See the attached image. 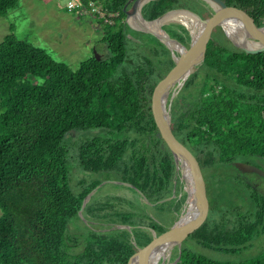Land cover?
<instances>
[{"label": "trees", "instance_id": "1", "mask_svg": "<svg viewBox=\"0 0 264 264\" xmlns=\"http://www.w3.org/2000/svg\"><path fill=\"white\" fill-rule=\"evenodd\" d=\"M101 1L119 11L113 25L99 21L106 53L99 60L93 54L76 70L18 39L13 24L0 41V264H126L158 222L175 220L186 209L184 181L148 103L149 83L171 61V51L153 35L129 27L123 10L129 0ZM193 4L208 16L197 0H150L140 13L151 22ZM17 7V0H0V16ZM231 16L236 22L257 13L239 7ZM174 26L172 38L188 47L189 27ZM219 35L228 44L207 48L201 80L183 84L170 116L176 138L220 179L223 201L183 240L169 264H264V248L230 261L186 243L238 254L264 234V195L236 164L251 163V157L264 164V51L246 52L221 30ZM71 130L84 136L74 141ZM71 159L87 176L95 174L90 181L83 177L77 191L70 185ZM106 180L133 189L145 208L124 210L93 195L84 202ZM212 198L206 185L205 204ZM81 216L109 229L85 224L77 251L79 239L68 227Z\"/></svg>", "mask_w": 264, "mask_h": 264}, {"label": "rangeland", "instance_id": "2", "mask_svg": "<svg viewBox=\"0 0 264 264\" xmlns=\"http://www.w3.org/2000/svg\"><path fill=\"white\" fill-rule=\"evenodd\" d=\"M18 7L11 10L7 16H0V41L3 36L9 33V25H14V34L18 39L26 40L32 43L34 46L40 47L46 50L55 60L62 61L70 66L71 69L76 70L79 64L88 59L93 55V49L100 56H104L106 50L104 48V44L99 43L101 35L103 34V25L99 22L96 24L98 26L97 29L92 28L89 24L90 21H96L95 18L91 16L85 17H76L72 13L66 10V2L67 0H17ZM195 4V3H194ZM193 9V7H192ZM180 10H175L172 12H176ZM204 12L203 9L199 7L198 13L193 10H188L184 8L181 10V13L189 15L194 20V14L199 18L201 17V13ZM193 13V14H192ZM180 13L172 14L171 12H167L161 19L157 21L150 22L152 23L151 30H155L160 28L164 31L165 35H168L170 38L173 36V30H175L174 24L176 22L181 21L179 17H175ZM182 16V15H181ZM208 18V17H207ZM206 19V17L204 18ZM182 22V21H181ZM143 23V22H142ZM237 25V29L233 31L234 37L235 35L242 33V29H245L244 33H247L243 36L244 39L240 41H234L237 44H240L247 50H255V53H259L262 50H259L262 47L261 42H253L248 39L250 36L261 37L263 38L262 33L251 32L247 30L253 29V26L250 23H247L244 19H238L234 22ZM129 24L133 27H137L140 25L139 20L137 18H130ZM128 24V25H129ZM144 24V23H143ZM129 27L131 28V26ZM240 27V31L239 28ZM138 32L137 29H133ZM160 30V29H159ZM140 31V30H139ZM147 34L153 35V37L160 40L156 35L150 32H146ZM146 37V36H145ZM144 38V37H143ZM137 40V39H136ZM264 41V40H263ZM216 44H228V41L223 36H219L216 40ZM166 46V45H165ZM178 46V45H177ZM202 63V62H201ZM201 63L194 66L191 70L189 76L183 81L180 86H177L175 83L174 86L171 87L168 96H167V104L170 101L171 103L177 93L183 87V84L190 80L194 79V81L201 80L203 76V68L201 67ZM173 94L172 99L171 95ZM170 113V111H169ZM84 133H73V140L76 141L77 138L83 137ZM251 165H255L262 170H264V164L257 157L249 158ZM244 163V162H243ZM223 170V169H222ZM180 172V170H177ZM214 171L221 176V171L217 168H214ZM227 170L225 169V173ZM248 181L261 193L264 195V178L255 173L251 172H243ZM181 175V173H180ZM86 177L88 181L95 177L93 175H86L80 167L76 164L75 159L70 160V185L72 186L74 191L78 190V182ZM98 177V176H96ZM183 179V177H182ZM184 181V190L188 188L187 184ZM119 184V185H117ZM94 196L96 201H105L106 199H110L116 208H121L124 210H136L141 206H143L144 199L133 189L128 186L121 185L119 181L116 180H106L103 181L91 194ZM119 197L120 200L116 199ZM187 199V192H186ZM148 212L152 213L150 209H147ZM1 214V210H0ZM82 220L74 219L70 223L68 227V232L78 237L79 244L77 247V251L82 248L83 237L86 232L85 224L92 225L95 229L98 230H106L109 229L107 227V223L101 224L99 222L93 220H87L83 216ZM190 247H193L196 251H199L205 254L208 257L218 259V260H230V261H239L245 258H250L252 256L257 255L264 248V234L260 235L258 239H256L253 243L252 247L238 253V254H224L220 252H216L207 248H202L193 243V241L188 240L186 242ZM178 247L175 245L171 250L167 252L165 255V259L162 261L161 258L158 261V264H169V259L175 250ZM172 264V263H171Z\"/></svg>", "mask_w": 264, "mask_h": 264}, {"label": "water", "instance_id": "3", "mask_svg": "<svg viewBox=\"0 0 264 264\" xmlns=\"http://www.w3.org/2000/svg\"><path fill=\"white\" fill-rule=\"evenodd\" d=\"M150 0H129L128 3L123 7L126 14L125 20L129 24L130 18H137L139 21L144 23H150L143 19L140 10L144 3ZM208 3L214 10L213 13L206 19H201L194 14V19L199 23V28L196 32L190 30L192 39L188 47H185L176 39L170 38L164 34V31L159 28L161 33L155 30H151L146 25H138L133 27L144 32H150L156 35L160 41L166 45L171 51V61L163 65L153 76L148 86V103L149 108L159 131V134L169 150L171 151L176 170H180L181 176L185 180L188 188L186 209L179 215L175 220L172 221H160L155 225L149 233L142 239V241L136 246L135 251L128 258L126 264H151L154 250L163 242L175 239V245L180 250L181 244L185 238H187L192 232L203 226L221 207L224 191L223 186L218 176L207 166L202 164L194 154L173 134L171 130V116H170V101L167 104V96L172 86L177 83L180 84L191 73L194 66L200 64L205 57L207 48L212 44L218 28H223L225 31L224 24L227 19H230V15L233 14L239 7H248L249 9L256 11L257 17L264 22V3L259 0H203ZM131 3L130 7L127 8L128 4ZM183 10V9H182ZM181 11V10H180ZM187 11V10H186ZM172 12V11H167ZM159 16L154 21L161 19L165 14ZM193 14V13H192ZM239 19V18H238ZM247 23H251L252 19L249 17L243 18ZM153 22V21H151ZM166 38L173 43L181 47V50L174 48L167 43ZM134 39V38H133ZM136 40V39H134ZM236 47L245 50L246 52L255 53V50H247L235 41L232 42ZM262 47L259 50L264 51V41H262ZM93 54L99 60L100 55L93 49ZM178 70H184L186 73L189 72L188 76L184 79L175 82H169L168 88L164 87V84L170 78L171 74L178 72ZM171 95L170 100L172 99ZM74 133V130H71ZM242 172H251L264 178V170L261 168L251 165L248 163L237 162L236 163ZM184 169L190 173L192 180L195 182L193 190L189 188L190 184L184 174ZM197 183H196V181ZM207 185L213 192V198L208 204L193 207V203L196 201L198 194L201 189ZM99 186V185H98ZM97 186V187H98ZM96 187V188H97ZM95 188V189H96ZM94 189V190H95ZM92 190L84 199V202L93 193ZM203 201V202H202ZM205 200L201 199V203ZM174 245V246H175ZM165 255L162 256L163 261ZM176 262V261H175ZM173 262L172 264H175Z\"/></svg>", "mask_w": 264, "mask_h": 264}, {"label": "bare ground", "instance_id": "4", "mask_svg": "<svg viewBox=\"0 0 264 264\" xmlns=\"http://www.w3.org/2000/svg\"><path fill=\"white\" fill-rule=\"evenodd\" d=\"M177 13H180L179 15L175 16V17H179V19L182 21L183 24H186L190 30L196 32L199 28V23L194 19H192L191 16L186 15L184 13H181V11H176ZM176 12H171L172 14H176ZM182 15V16H181ZM139 23L141 25H143V23L141 21H139ZM144 25L151 27L152 23H144ZM237 25L234 23V20L232 18V16L230 15V19L226 20V23L224 24L225 30L226 32L229 34V36L233 35V31L235 29H237ZM240 31V27L238 28ZM155 31H157L158 33H161V31L159 30V28L155 29ZM240 32H245V29L243 28L242 31ZM162 34V33H161ZM167 40V43H169L170 46L177 48L178 50H181L180 46H177V44L173 43L172 41ZM189 74L186 73V71L184 70H178V72H174L171 74L170 78L167 80V82L164 84V87L167 89L168 88V84L169 82H175V81H179L181 79H184L185 77H187ZM184 174L186 176V178L188 179V182L190 184L189 188L193 190V185L195 186V182L194 180H192V177L190 175V173L187 172V170L184 169ZM196 181V180H195ZM197 183V181H196ZM203 198V200H205V187L201 189V192L198 194L196 201L193 203V207H198V204L200 203L201 205H204V203H201V199ZM203 202V201H202ZM175 243V239H171L169 241L163 242L161 243L155 250L152 256V263L151 264H158L159 259L166 255L167 252L169 250H171L174 247Z\"/></svg>", "mask_w": 264, "mask_h": 264}, {"label": "built area", "instance_id": "5", "mask_svg": "<svg viewBox=\"0 0 264 264\" xmlns=\"http://www.w3.org/2000/svg\"><path fill=\"white\" fill-rule=\"evenodd\" d=\"M65 8L76 17L91 16L104 25H113L119 17L118 10H108L101 0H67Z\"/></svg>", "mask_w": 264, "mask_h": 264}, {"label": "flooded vegetation", "instance_id": "6", "mask_svg": "<svg viewBox=\"0 0 264 264\" xmlns=\"http://www.w3.org/2000/svg\"><path fill=\"white\" fill-rule=\"evenodd\" d=\"M198 1V3L199 4H201V5H203V6H205V8H206V10H207V13H208V16L207 17H209L212 13H213V8L210 6V5H207V4H205V2L204 1H202V0H197ZM260 2H263L264 3V0H259ZM191 7H193V9H191V10H193L194 12H196L197 14H198V16H200L199 15V13H198V10H199V5H191ZM189 10V9H188ZM256 11H258V10H256ZM256 11H255V13H256ZM204 15V12H202L201 13V17ZM206 17V18H207ZM203 19L205 18V17H202ZM252 19V21H251V25L253 26V29H251V30H247V31H251V32H260V33H262V35H263V38H261V37H254V36H250V37H248V39L249 40H251V41H253V42H261L262 43V41L264 40V22L262 21V20H260L258 17H256V18H251ZM176 23H181V21H178V22H176ZM220 30L224 33V35H225V37L232 43L233 41H234V39L235 40H241V39H244L243 38V36L245 35V34H247V33H244V32H242V33H239V34H237V35H235L234 37H231V36H229V34L226 32V30L224 31V29L223 28H218V31H217V34H216V36H215V38H214V40H213V42L212 43H216V40L219 38V32H220ZM189 34H190V42H191V39H192V36H191V33H190V29H189ZM245 37V36H244ZM233 44V43H232ZM75 132V131H74Z\"/></svg>", "mask_w": 264, "mask_h": 264}, {"label": "crops", "instance_id": "7", "mask_svg": "<svg viewBox=\"0 0 264 264\" xmlns=\"http://www.w3.org/2000/svg\"><path fill=\"white\" fill-rule=\"evenodd\" d=\"M98 22L97 21H94V22H92V21H90L89 22V24L92 26V28H95V29H97L98 28V24H97ZM97 24V25H96Z\"/></svg>", "mask_w": 264, "mask_h": 264}]
</instances>
